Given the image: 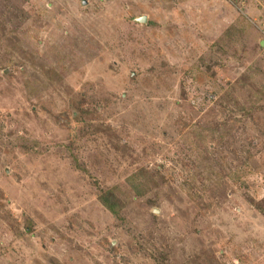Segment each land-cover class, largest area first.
<instances>
[{"label":"rangeland","instance_id":"rangeland-1","mask_svg":"<svg viewBox=\"0 0 264 264\" xmlns=\"http://www.w3.org/2000/svg\"><path fill=\"white\" fill-rule=\"evenodd\" d=\"M0 264H264V0H0Z\"/></svg>","mask_w":264,"mask_h":264},{"label":"trees","instance_id":"trees-1","mask_svg":"<svg viewBox=\"0 0 264 264\" xmlns=\"http://www.w3.org/2000/svg\"><path fill=\"white\" fill-rule=\"evenodd\" d=\"M134 188L137 189L139 193H141V191L139 190V186H135ZM100 200L106 207L111 210L112 213H114L116 216L120 215L122 205L117 198L115 188L103 191L100 196Z\"/></svg>","mask_w":264,"mask_h":264},{"label":"water","instance_id":"water-1","mask_svg":"<svg viewBox=\"0 0 264 264\" xmlns=\"http://www.w3.org/2000/svg\"><path fill=\"white\" fill-rule=\"evenodd\" d=\"M140 21H146L147 20V18H146V16H143V17H141V18H138Z\"/></svg>","mask_w":264,"mask_h":264}]
</instances>
